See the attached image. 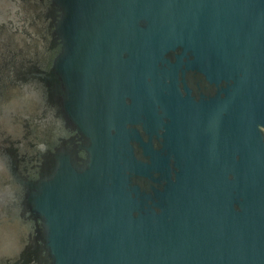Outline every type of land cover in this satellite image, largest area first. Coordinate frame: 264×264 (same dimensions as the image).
<instances>
[{
  "label": "water",
  "instance_id": "95a60500",
  "mask_svg": "<svg viewBox=\"0 0 264 264\" xmlns=\"http://www.w3.org/2000/svg\"><path fill=\"white\" fill-rule=\"evenodd\" d=\"M0 264H264V0H0Z\"/></svg>",
  "mask_w": 264,
  "mask_h": 264
}]
</instances>
